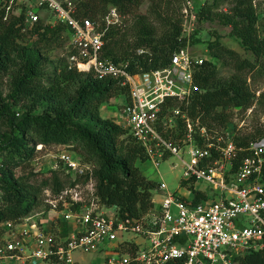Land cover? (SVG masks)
Masks as SVG:
<instances>
[{"label":"trees","instance_id":"obj_1","mask_svg":"<svg viewBox=\"0 0 264 264\" xmlns=\"http://www.w3.org/2000/svg\"><path fill=\"white\" fill-rule=\"evenodd\" d=\"M177 1L148 0L142 15L138 10L143 0H75L72 10L74 18L100 27L109 9L131 21L129 41L118 27L104 31L100 58L122 65L132 75L166 67L169 57L186 46L180 19L173 9ZM213 1H229V11L218 13L203 4L195 14L196 21L214 19L228 26L229 36L252 60L241 58L217 40L207 42L206 52L215 62L203 60L196 67L192 80L197 91L186 104L176 107L207 131L228 132L238 149L230 169L233 174L248 156V144L264 138L263 130L240 135L230 125L234 112H245L254 102L264 104V93L256 97L247 84L248 78L261 73L264 38L256 31L260 13L256 12L254 0ZM42 21L26 27L22 10L13 15L0 0V80L7 78L9 91L4 100L0 94V126L7 129L0 134V223L17 220L41 207L45 190L54 197L64 188L86 181L64 175L61 170L50 171L47 176L16 177L14 171L32 159L37 145L63 147L81 164L92 166L90 177L98 203L113 207L123 219L139 220L153 208L152 196L158 184L146 180L136 167L146 160L142 148L118 124L101 117L99 111L112 99L126 100L127 88L120 87L117 81H99L91 73L68 68L66 59L73 54L68 45L64 59L51 62L50 74H43L47 60L41 46L57 41L63 33L68 39L69 33L61 24L48 26ZM21 41L23 46L18 43ZM223 69L230 70L227 77L220 76ZM21 102L29 105L14 113L11 105ZM261 180L264 181V172ZM189 189L193 204L206 199L192 185ZM232 262L264 264V253L234 255Z\"/></svg>","mask_w":264,"mask_h":264},{"label":"built area","instance_id":"obj_2","mask_svg":"<svg viewBox=\"0 0 264 264\" xmlns=\"http://www.w3.org/2000/svg\"><path fill=\"white\" fill-rule=\"evenodd\" d=\"M17 3L26 27L43 20L42 13L50 26H65L73 50L66 59L68 68L127 88L118 125L154 168L169 157L178 161V186L184 193H170L160 182L155 206L139 220L123 219L94 197L92 166L59 147L60 170L71 178H86L85 183L54 197L45 190L39 210L0 223V264H79L74 254L98 253L103 254L101 264H234V255L264 253V138L248 144V156L232 174L238 149L228 132L207 131L176 107L197 91L192 74L203 60L184 47L169 57L166 67L131 75L122 65L100 58L104 31L119 24L114 9L100 27L74 18L72 8L59 0ZM198 182L210 190L196 189L206 199L193 204L189 186L195 189Z\"/></svg>","mask_w":264,"mask_h":264},{"label":"rangeland","instance_id":"obj_3","mask_svg":"<svg viewBox=\"0 0 264 264\" xmlns=\"http://www.w3.org/2000/svg\"><path fill=\"white\" fill-rule=\"evenodd\" d=\"M74 1L75 0H61V3L68 8H72ZM254 1L256 12L260 13L258 15L259 21L256 26V31L260 38H264V0ZM3 3L7 5V10L13 15L19 14L20 10H22L21 6L17 3V0H3ZM203 4L206 6H212V9L218 13H227L231 6L229 1L213 0H178L173 5V9L176 11V15L178 14L180 19L182 37L186 40L185 48L188 54L201 60L215 62L206 52V43L217 40L222 46L234 50L241 58L252 60L250 54L241 49L237 44V41L229 36L230 28L228 26L219 24L214 19L200 22L196 21L195 14ZM147 7L148 0H143L138 13L141 15L145 14ZM43 16V24L50 26V18L45 13H42V17ZM130 24L131 21L129 19L120 18L119 24L116 26L119 28L120 33L124 34L127 41L130 40ZM31 40H34V38H31ZM18 43L23 46L24 41ZM66 46L67 39L64 33L61 34L57 41L49 42L48 44H43V46H41V54L47 60L42 68L43 74H50L51 65L49 64L51 62L53 63L57 59H64ZM259 67L261 70L260 75L253 76V79L248 78L247 80L250 90L254 92L256 97L259 96V94L264 93V58L259 63ZM229 74L230 70L228 69L220 70V76L222 77H227ZM6 82L7 78L5 77L0 80V94L3 100L9 92ZM122 103L123 98H115L110 100L107 104H102L99 108L100 116L109 118L114 123L119 124L121 121L119 112ZM28 105V102L14 104L11 105V110L14 113H20L21 111H24ZM230 125L234 129V133L240 135L252 133L255 129L264 131V104L254 102L245 112H234ZM3 131H7V129L0 126V134ZM220 131L221 130L219 129L214 130L216 133H220ZM58 151H61V148L57 146H45L40 147L39 149L35 147V153L32 159L25 166L16 169L14 175L16 177L26 176L28 174L47 176L50 171L60 170L59 163L57 162ZM136 167L146 180L153 181L156 184L162 182L168 192H183L178 186L181 179V170L179 169L178 161L175 158L169 157L166 160L159 162L156 168H154L147 160L143 163H137ZM194 188L208 191L210 190V185L198 182L194 184ZM156 195L157 194L153 195V201L158 200ZM39 208H37V210H39ZM125 237H131V235ZM72 257L74 260H77L79 264H101L103 254H74Z\"/></svg>","mask_w":264,"mask_h":264},{"label":"crops","instance_id":"obj_4","mask_svg":"<svg viewBox=\"0 0 264 264\" xmlns=\"http://www.w3.org/2000/svg\"><path fill=\"white\" fill-rule=\"evenodd\" d=\"M182 191H183V190H182ZM196 191H198V190H196ZM198 192H199V191H198ZM182 193H184V191H183ZM155 194H157L156 197H157V199L159 200V197H160V196H159V193L154 191L153 195H155ZM153 197H154V196H152V203H153V207H154L155 204L158 202V200H157V201H153Z\"/></svg>","mask_w":264,"mask_h":264}]
</instances>
